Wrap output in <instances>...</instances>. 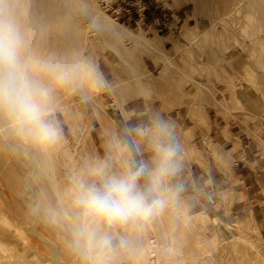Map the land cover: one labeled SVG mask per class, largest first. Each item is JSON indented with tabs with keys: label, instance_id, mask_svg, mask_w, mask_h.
Masks as SVG:
<instances>
[{
	"label": "rangeland",
	"instance_id": "374dc122",
	"mask_svg": "<svg viewBox=\"0 0 264 264\" xmlns=\"http://www.w3.org/2000/svg\"><path fill=\"white\" fill-rule=\"evenodd\" d=\"M73 1L27 0L26 24L31 23V33L38 32L32 44L34 39L39 45H31L29 37V54L34 47L39 52L36 56L32 51L37 58L63 60V56L69 63L87 62L93 70L92 78L69 86L71 90L54 89L49 115L62 129V137L47 148L53 167L63 169L57 164L59 157L70 159L71 155L74 172L82 173L91 161L106 157L110 133L147 124L157 115L173 122L181 146L182 167L173 179L182 186L179 211L168 209L148 224L128 231L138 241L142 238L139 243L143 248L138 245L142 256L136 250L116 264H178L177 256L196 252L197 245L212 257L211 264H234L227 241L236 238L238 225L244 226L253 241L264 245V178L260 191L245 201L244 185L233 169L242 158V148H258L264 162V0H247L236 12L233 9L239 0H90L100 13L97 19L86 13L79 0L75 5ZM53 7H63L67 13L58 15L50 27L43 22L48 17L46 11ZM69 8L74 13L76 25L71 28L78 29L76 34L70 30ZM247 20L259 28L251 29ZM32 26L36 30H31ZM68 33L75 36L72 48ZM51 34L56 40L47 44ZM132 69L140 75L141 83H136ZM69 100L75 101L69 105ZM202 137L208 144L191 152L190 144L199 143ZM86 145L89 148L85 149ZM200 179L209 186L215 182L209 192L213 202L206 189L200 188ZM4 182L0 170V264H56L55 245L61 249V260L68 252L70 259L79 261L70 240L69 245L61 246L60 239L45 229L40 234L28 223L16 225L19 218L8 208L14 198ZM21 193L18 198L25 200ZM149 238L153 239L154 257L149 255ZM244 246L241 240L240 252Z\"/></svg>",
	"mask_w": 264,
	"mask_h": 264
},
{
	"label": "clouds",
	"instance_id": "9594fccd",
	"mask_svg": "<svg viewBox=\"0 0 264 264\" xmlns=\"http://www.w3.org/2000/svg\"><path fill=\"white\" fill-rule=\"evenodd\" d=\"M27 14V0H0V118L45 150L62 137L49 115L54 89L90 79L93 70L87 62L30 55ZM106 148L105 158L69 178L70 244L80 264H116L138 246L128 231L180 207L182 186L173 179L182 167L181 146L172 121L157 115L113 131Z\"/></svg>",
	"mask_w": 264,
	"mask_h": 264
},
{
	"label": "bare ground",
	"instance_id": "6f19581e",
	"mask_svg": "<svg viewBox=\"0 0 264 264\" xmlns=\"http://www.w3.org/2000/svg\"><path fill=\"white\" fill-rule=\"evenodd\" d=\"M74 1H73V4H74ZM76 1L78 2V0H76ZM77 2H75V3H77ZM246 2H247V0H239V2L237 3L238 5L235 6L233 9V12H236V10L240 7V5L244 4ZM64 3H66V1ZM79 3L83 7L86 8V13L88 12L89 15L92 14V16H91L92 19H97V18L101 17L99 15L100 14L99 11H95L94 8L92 7L90 0H79ZM61 5H63V3ZM68 5L69 4L67 2L65 6L69 7ZM70 5L72 6L71 2H70ZM71 9L69 8L70 11H71ZM70 11H69V13H70ZM46 13H47L48 17L45 20V22H43V23L45 25L48 24V25H50V27H52L51 25L57 22L56 18L58 17V15L59 16L61 15V17H62V15L64 13L66 15L67 11L64 10L63 7H59L58 10L54 9V7H53L51 9H48L46 11ZM73 14L74 13L71 11L70 15H72L71 20L73 23L69 24L70 30L72 29L71 31H74V30L78 31V29L73 30V28H71L72 24L76 25L73 21V20H75V18L73 19ZM61 17H60V19L63 20V18H61ZM67 17L69 18L68 15H67ZM76 22H77V20H76ZM103 24H105L109 29H111L115 33L117 32L116 29L111 24H109L105 21H103ZM246 24H247V26L249 25L251 27V29L259 28V27H256L255 24L251 25L248 20L246 21ZM29 25H31V23H29ZM36 25H37L36 27L39 28V24L37 23ZM69 25H67V23H66V26H69ZM232 25H235V24H232ZM63 26H64V22H63ZM34 27L31 30H33V31L36 30V29H34ZM45 28H46V26H44V29ZM68 29H69V27L67 28V30ZM31 32L32 31H30V33H29V37L31 38L30 44L33 45L34 43L35 44L37 43V40L35 41L33 39L34 42L32 44V38H35V36L38 34V32L36 31V33H34V34ZM39 32L41 33V29L39 30ZM46 32H48V29ZM49 32L51 33V31H49ZM74 32H73V34H74ZM66 34H67V32H66ZM73 34H71V36ZM75 34H76V32H75ZM59 35H60V33H59ZM46 36H47V34H46ZM67 36L70 38V44L69 45L72 48L73 43L71 44V41L72 40L74 41L73 38L75 36L73 35L72 37H70V34ZM58 39H59V37H58ZM255 39H256V37H255ZM55 40H56V36L51 34V35H48V37L46 39V43L47 44H54ZM67 40L69 42V39H67ZM40 42H42V41H40ZM30 44H29V49H31ZM35 44H34L35 47L36 46L39 47L38 43L36 45ZM74 44H75V42H74ZM53 46H55V45H53ZM63 46L65 47V44ZM44 47H42L43 49H40V51L41 50L43 51L45 49ZM48 47H50V46L48 45ZM40 48H41V46H40ZM61 48H62V46H61ZM29 49H28V51H29ZM33 50L35 53L36 52L39 53L37 51V48L35 51V48L33 47L32 51ZM32 51L30 54L34 53ZM50 51L51 50H49V54L51 53ZM53 51L54 50H52V52ZM61 51H62V49H61ZM35 53L33 54L34 56H35ZM37 53H36V56H37ZM67 53H68V46H67ZM49 54H48V56H49ZM56 55H57V52H56ZM63 55H64V53H63ZM62 58L64 60L63 56H62ZM246 66H247V64H246ZM132 70L137 76L136 77V79H137L136 83H138V81H139V83H141L140 82V79H141L140 75H138V73H136L135 69H132ZM247 72L250 73L249 70H247ZM247 76H249V75H247ZM251 77H252V75H251ZM69 89H70V87H69ZM258 89H259L258 91L262 92L261 85L258 86ZM61 94H62V92H61ZM70 100H71V98H70ZM70 100H69V102H70ZM74 101H71L70 104L69 103L68 104L71 105V103ZM76 138L79 139L77 136H76ZM76 142H78V141H76ZM204 144H208V140L204 137H202L200 142L197 144L191 143L190 144L191 145V152L198 151L197 146L198 145H204ZM87 146H89V145H86L85 149L89 148ZM54 148H55V146H54ZM37 150L39 151V154H37ZM61 150L64 151V149H62V148H61ZM89 150H88V153H89ZM56 151H57V149H56ZM85 152H87V151H85ZM66 153H67L66 156H68V153H69L68 150H66ZM215 154H216V152H215ZM54 156H55V154H54ZM70 157H71L70 158L71 160L74 159L73 156L70 155ZM70 159H64V158L59 157L57 164L58 165L60 164L61 167L63 165V167L65 169L63 168L64 170L61 169V170L57 171V169L55 167H53L54 165L51 164V161H50V160H52L51 154L49 153V151L47 149L40 150V149L36 148L34 145H32L30 143V141L28 143L26 141V139H22V138L17 137L12 132V130L9 128L7 121L3 118H0V170L3 173V175L5 176V182L4 183L6 184L7 189L9 188V190L12 194L11 196H13V198H14V201L12 203L8 204V206H9L8 208L11 212L16 214L17 217L19 218V220H17L16 225H20L21 222L28 223V225H32V227H34L38 231V233H40V234H43L42 230L45 229L47 231L46 232L47 234H54L57 238L60 239V245L61 246L68 244V241L71 238V226L73 223V221L70 219V213L68 212V205H69L68 192L70 189V179L69 178H70V175L72 173H74L73 162H71V164H70ZM189 162H190V160H189ZM69 171H71V174L69 173ZM58 176H60V177L58 178ZM21 190L24 193L25 200L22 198H18V197L22 196ZM17 198L19 199L18 201H16ZM40 198H45V201H40ZM249 218H251V216H249ZM17 227L19 228V226H17ZM238 231H239V233L236 234L237 235L236 238H233V239H230L227 241V242H229V245L232 247V251L234 253V257L231 259V260H233L234 264H264V245H261L255 241H253V239H251V236L246 233L244 226L238 225ZM141 239H139V241H138L139 246L141 244V243H139ZM137 240H138V238H137ZM241 240H242V242H244V245H245L244 246V252L239 251V242ZM152 242H153V239L149 238V245H150L149 255L151 257H154L156 252H155V248L152 247V245H153V244H151ZM28 245H31V243L29 242ZM31 247H32V245H31ZM142 248H143V246L141 244L140 249H142ZM58 249H59V246H57V245H55V247H53V251L55 253V263L56 264H80V260L78 261V259H70L71 257L70 258L68 257L69 254L67 255L68 252L67 253L63 252L64 253V255H63L64 259L62 258L63 260H61L60 259L61 255L59 257V252L61 251V249H60V251H58ZM140 249L137 246L136 250L138 253L140 252ZM204 250L197 245L196 250H195L196 252H193L192 254H188V255L185 253L184 255L177 256L178 264H190L189 261L186 260L187 258H192V259L198 260L199 262H201V264H211L212 257L209 256L208 254H206ZM146 254H148V253H146ZM132 255H133V253H132ZM211 255H212V253H211ZM231 255H232V253H231ZM139 256H142L141 252L139 253ZM213 262H214V257H213Z\"/></svg>",
	"mask_w": 264,
	"mask_h": 264
},
{
	"label": "crops",
	"instance_id": "0c3cea01",
	"mask_svg": "<svg viewBox=\"0 0 264 264\" xmlns=\"http://www.w3.org/2000/svg\"><path fill=\"white\" fill-rule=\"evenodd\" d=\"M242 158L238 159V161L233 166L235 175L238 180L244 185V194L246 195L245 201H247L251 195L256 194L260 191L259 187L261 185V181L264 178V171L262 170L264 166V162H261L263 159L262 154L258 151V148L249 147L248 149L242 148ZM262 165V167H261ZM215 181V176L211 177V182ZM200 188H205L207 193L208 200L213 202V194L209 192L212 191L214 187V183L211 186L205 183V179L199 180ZM210 187V188H208ZM213 206V205H212Z\"/></svg>",
	"mask_w": 264,
	"mask_h": 264
}]
</instances>
